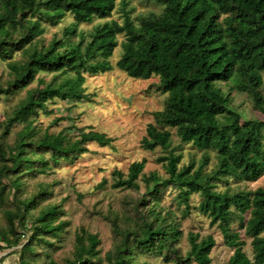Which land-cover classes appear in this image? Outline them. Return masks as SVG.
<instances>
[{"label":"trees","instance_id":"16d2710c","mask_svg":"<svg viewBox=\"0 0 264 264\" xmlns=\"http://www.w3.org/2000/svg\"><path fill=\"white\" fill-rule=\"evenodd\" d=\"M116 1L0 0V60L6 61L10 73L5 86H0V96L25 89L39 72L52 73L50 80L39 78L26 89L0 120V139L21 125L13 145L0 141V251L20 246L13 250L18 264H39L41 247L48 264H58L49 251L61 241L69 222L60 220L64 211L59 205L32 214L51 193L42 188L21 198L22 179L45 173L61 160L73 161L88 151L89 143L107 146L114 139L73 123L56 133L42 131L34 121L40 112L53 113L47 102L56 98L92 101L83 87L85 75L112 69L109 58L117 36L123 34L116 67L133 78L157 76V90L167 94L163 108L152 112L153 122L147 124L141 146L168 151L157 158L168 176L162 179L150 173L144 178L150 205L141 210L136 205L129 226L121 228L111 220L118 242L104 258L99 257L97 235L79 229L65 264H139L140 256H155L166 264H210L214 237L190 231L183 253L180 224L170 211L157 209L162 189L169 185L178 189L185 207L191 195L199 196L198 212L219 230L223 244L232 251L225 264H264V187L249 191L231 187L233 182H255L264 175V0H153L161 11L135 20L123 2L122 22L111 19L89 32L77 29L79 24L110 17ZM66 14L73 23L61 38L37 46L44 25L55 26ZM16 52L23 58L13 60ZM232 80L235 90L251 98L259 117L244 118L231 107L229 94L219 83ZM64 119L55 117L52 122ZM170 128L182 143L214 151L215 167L206 170L207 154L197 166L194 160L178 166L182 156L169 150ZM144 163L132 162L125 175L114 170L112 187L137 189ZM27 232L30 235L21 243ZM241 232L250 241L251 256L244 250Z\"/></svg>","mask_w":264,"mask_h":264},{"label":"rangeland","instance_id":"374dc122","mask_svg":"<svg viewBox=\"0 0 264 264\" xmlns=\"http://www.w3.org/2000/svg\"><path fill=\"white\" fill-rule=\"evenodd\" d=\"M123 2L126 3L124 10L129 11V16L134 20L138 16L150 12L159 13L162 9V6L153 0H117L110 17L94 19L87 24H79L77 29L89 32L96 24L111 19L122 22ZM72 23L71 15L66 14L59 24L44 25V32L36 39L37 46H46L51 39L61 38L64 28ZM123 39V34L117 36L118 44L109 58L112 65L110 71L85 75L83 87L86 93L92 95V101L73 102L56 98L47 102L48 109H52L53 113L46 115L40 112L34 121V125L42 131L48 130V132L56 133L73 123L78 127L91 126L94 130L105 133L114 139L107 146L89 143L88 151L73 161L61 160L58 164L47 169L45 173H38L34 177L29 175L22 179L19 192L21 198L33 196L42 188L51 193L40 202L37 209L31 211L32 214H37L41 208L47 205H59L64 211L60 220L69 222L62 234L61 241L49 251L50 257L58 264H65V259L70 256L75 234L79 229L97 235L100 240L97 246L99 257L104 258L106 253L112 250L118 242L111 220H114L121 228L129 226L136 216L134 207L137 205L141 210L150 205L144 178L148 177L150 173H156L162 179L168 176L163 164L157 162V158L165 155L168 151L161 147L146 150L141 146V139L146 133L147 124L153 122L152 112L163 108L167 94H162L157 90L156 86L159 82L157 76L148 79L133 78L116 67V62L122 54L121 42ZM22 58L21 52L13 54V60L17 61ZM51 76L52 73L39 72L34 81L25 89L13 95H1L0 120H3L5 113L9 112L25 95L26 89L34 87L39 78L48 81ZM9 78L10 73L6 61L0 60V86H5ZM233 82L234 80L219 83L221 89L229 94L231 107L239 111L244 118L259 117V113L253 108L251 98L246 93L235 90ZM62 116L66 119L55 124L52 122L55 117ZM20 128L21 125H14L10 133L0 139L1 143L5 146L13 145L15 135ZM170 131L172 138L169 150L182 156L178 166L187 165L192 160L197 166L202 156L207 154L210 160L206 170L209 171L215 167L217 157L214 151L197 150L191 143H182L174 128H170ZM141 160H144L145 163L138 179L137 189L112 187V172L114 170H119L125 175L132 162ZM4 181L6 182V179ZM103 181H105L103 185L98 187ZM231 187L247 191L264 187V175L255 182H233ZM140 201L145 202V205L138 204ZM198 202L199 196L193 194L189 199V207H185L178 197V189L169 185L162 189L157 209L162 213L170 211L180 224L182 236L179 246L183 253L188 249L187 235L190 231L199 234L200 237L212 235L215 239V246L210 252V264H225L232 251L223 244L219 230L215 226H211L209 220L198 212L196 207ZM1 220L0 210V223ZM29 235L30 233L27 232L21 239V243L25 242ZM241 235L246 242L244 250L251 256L250 241L243 232ZM19 247L1 250L0 264H18V253L13 250ZM43 249L37 248V252L41 254L37 263L48 264L45 255H43ZM137 261L139 264H166L155 256H140Z\"/></svg>","mask_w":264,"mask_h":264}]
</instances>
